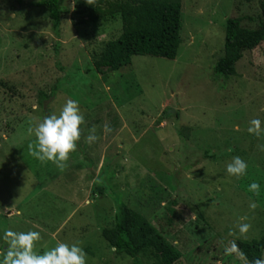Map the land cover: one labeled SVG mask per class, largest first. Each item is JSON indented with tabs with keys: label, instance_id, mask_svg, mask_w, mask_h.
Here are the masks:
<instances>
[{
	"label": "rangeland",
	"instance_id": "rangeland-1",
	"mask_svg": "<svg viewBox=\"0 0 264 264\" xmlns=\"http://www.w3.org/2000/svg\"><path fill=\"white\" fill-rule=\"evenodd\" d=\"M39 1L0 0V252L5 230H34L42 237L37 253L79 241L86 264H130L101 236L121 201L180 252L174 264H245L225 247L264 234V131L247 130L253 119L264 129V42L243 52L229 79L213 66L223 55L226 20L256 17L260 0H180L176 58L134 56L106 78L92 65L120 36L119 16L93 21L76 13L82 0H65L56 36L46 11L34 6ZM56 82L50 113L72 99L84 116L63 171L28 150L35 141L28 129L42 120L37 94ZM93 126L98 139L89 145ZM234 156L248 165L239 179L226 171ZM252 182L259 196L248 191ZM240 223L251 225L246 236ZM141 260L157 263L150 253Z\"/></svg>",
	"mask_w": 264,
	"mask_h": 264
},
{
	"label": "trees",
	"instance_id": "trees-1",
	"mask_svg": "<svg viewBox=\"0 0 264 264\" xmlns=\"http://www.w3.org/2000/svg\"><path fill=\"white\" fill-rule=\"evenodd\" d=\"M65 0H41L34 6L43 8L51 22L52 31L59 36L60 20L68 13ZM260 13L256 17H238L226 20L223 55L213 66L217 77L229 79L235 75V65L245 51H251L264 42V0L259 3ZM76 13L89 14L91 20H103L119 16L121 34L108 41L99 57L93 62V71L106 78L110 73L128 66L134 56H151L174 60L180 44L181 3L180 0H86L75 4ZM255 24L247 28L242 22ZM60 83L56 82L49 93L39 92L37 104L42 119L51 115L48 105L55 98ZM177 118V115H176ZM102 190L98 189L101 195ZM171 205H175L172 202ZM167 211L174 215L172 207ZM102 238L113 249L116 257L127 256L130 264H142V256L150 253L156 264H174L180 252L166 239L165 235L142 215L130 209L121 201L115 202L113 226L103 229ZM238 248L247 261L262 259L264 234L258 239L242 241Z\"/></svg>",
	"mask_w": 264,
	"mask_h": 264
},
{
	"label": "clouds",
	"instance_id": "clouds-1",
	"mask_svg": "<svg viewBox=\"0 0 264 264\" xmlns=\"http://www.w3.org/2000/svg\"><path fill=\"white\" fill-rule=\"evenodd\" d=\"M88 5L94 3V0H86ZM84 123V116L81 114L80 107L77 101L69 99L61 108L59 115L53 113L45 116L34 127H29L28 132L34 135V143H29V154L41 162L46 164L51 162L61 171L67 168V162L72 153L77 150V144L81 138V125ZM105 132H110L111 128L105 125ZM249 134L259 137L264 131L262 122L259 119L250 121L248 127ZM98 139L96 135V126L89 129L88 135L85 137V142L91 145ZM264 151V146H261ZM231 151V149H229ZM248 165L245 160L239 156H234L227 164L226 171L230 177L237 179L246 175ZM248 191L259 196L260 185L257 182H252L248 186ZM250 208L255 209L257 204L250 202ZM246 220L247 217H243ZM240 236H246L251 225L248 223H240ZM230 236H235L234 231L229 232ZM42 239L39 231H13L7 229L4 231L2 240L6 247L0 252L2 260L0 264H86L87 254L80 246V242L68 244L58 241L56 245L42 253L35 251L37 242ZM226 255L236 254L245 261V264H264V259H254L247 261L244 253L241 252L235 243L231 241L225 247Z\"/></svg>",
	"mask_w": 264,
	"mask_h": 264
}]
</instances>
